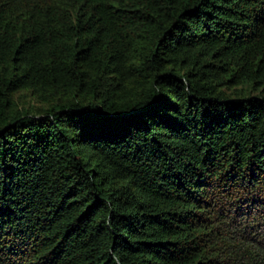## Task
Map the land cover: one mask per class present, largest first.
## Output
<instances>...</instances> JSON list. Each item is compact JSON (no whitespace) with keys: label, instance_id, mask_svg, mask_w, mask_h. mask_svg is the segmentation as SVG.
<instances>
[{"label":"trees","instance_id":"obj_1","mask_svg":"<svg viewBox=\"0 0 264 264\" xmlns=\"http://www.w3.org/2000/svg\"><path fill=\"white\" fill-rule=\"evenodd\" d=\"M0 264H264V0H0Z\"/></svg>","mask_w":264,"mask_h":264},{"label":"rangeland","instance_id":"obj_2","mask_svg":"<svg viewBox=\"0 0 264 264\" xmlns=\"http://www.w3.org/2000/svg\"><path fill=\"white\" fill-rule=\"evenodd\" d=\"M17 106L28 109L29 111H36L42 108L43 105L36 102L27 92L20 91L16 95Z\"/></svg>","mask_w":264,"mask_h":264}]
</instances>
